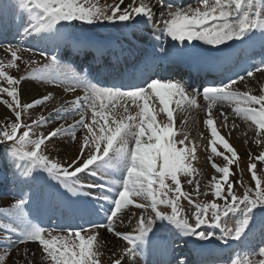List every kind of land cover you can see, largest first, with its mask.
I'll use <instances>...</instances> for the list:
<instances>
[{"label": "snow or ice", "instance_id": "snow-or-ice-1", "mask_svg": "<svg viewBox=\"0 0 264 264\" xmlns=\"http://www.w3.org/2000/svg\"><path fill=\"white\" fill-rule=\"evenodd\" d=\"M74 22L116 27L122 39L114 45ZM8 23L21 40L0 43L10 57L0 60V146L20 191L0 204V264H196L176 253V238L218 241L216 250L233 253L225 264H264V150L249 148L241 167L231 130L221 132L229 128L227 105L254 126L244 143L264 149V83L258 95L238 87L264 77V57L251 59L264 50V0H13L0 5V25ZM240 50L251 66L232 64ZM21 64L26 74H11ZM167 65L204 79L194 87L162 76ZM32 81L62 89L55 106L52 90L23 99ZM193 110L205 114L207 179L194 165L200 145L183 127ZM65 142L74 155L62 162L52 153ZM209 193L211 201L193 198ZM57 210L81 222L43 226L41 213Z\"/></svg>", "mask_w": 264, "mask_h": 264}, {"label": "bare ground", "instance_id": "bare-ground-1", "mask_svg": "<svg viewBox=\"0 0 264 264\" xmlns=\"http://www.w3.org/2000/svg\"><path fill=\"white\" fill-rule=\"evenodd\" d=\"M107 2L108 3H112L113 0H107ZM109 28H111V30L107 31V33H112V32L120 33V30L118 28H116V27L110 26ZM148 28L152 31V29L150 27H147V30H148ZM143 35L147 39L149 34H148V32H146V33L144 32ZM30 41L32 43H36V41H34V40H30ZM145 45L146 44H143V47ZM0 51H2V50H0ZM22 55L26 59L27 58H34V59L36 58V55H33V53H29V52H25ZM239 56L240 57H244V59H247V57L244 54H239ZM261 56L263 57L264 54H261ZM7 58L9 59V57H7ZM22 65L23 64L20 65V71L19 72H16V70H13L12 73L14 75L18 76V74H20L23 71L22 70ZM260 83H264V77H261L257 73L255 81L248 83L247 86H245L243 83H241L240 85H238V87L240 88L241 91H246L248 88H252L253 94H257L258 95L259 94L258 85ZM30 84L32 85V87H26V89L24 91L23 99L25 101L30 100L32 98V96L36 95V98H38V94H46V90H52L53 91V95L55 96V100L50 102L49 108H51V107L56 105L57 101L60 100L61 95L63 94L62 93V89L53 87L51 85L40 86L35 81L30 82ZM224 110L230 113V116H229V128L228 129H224V128L221 127V132H222V134H226V133H228L231 130L230 142L241 153V156L242 157L246 156L245 154H246V152H247V150L249 148H251V151L253 153H257V154H258L259 151L264 150V149L258 147L257 145H255V143H250V144H245L244 143V141L246 139H249V138L253 137L254 131H255L254 126H250V122H247V121H244V120H241L239 118H236V117L232 116L231 115V107L225 105L224 106ZM3 111H5V109L3 108V105H0V112H3ZM38 112H39V109L36 110L37 114H38ZM187 115L189 116V118L187 120V123L183 127H184L185 130H187L190 133V135H191V137L193 139L197 140L198 144L200 145V148L198 149V152H197V156H198V161L197 162H198V164H200L203 160H207V155H208V153L205 152L204 147H203L204 145L207 144V141L199 139V134L201 132H203L205 136L208 135V130L203 124V120L205 118V114L203 112H198L196 110H193L190 114H187ZM181 116H182V114L178 112L177 113V117H176L177 125H179V121L181 119ZM32 118H35V115H33ZM76 118H78V117H76ZM158 119H159V117H158ZM71 121H72V119L68 120L69 123ZM233 121L238 125V127L235 130L231 129V125H232ZM218 126H219V124H218ZM66 148H68L71 151V153H74V150L72 149L71 145L68 144L67 142H65V144L63 146H61L59 149H57V152L58 151H63ZM221 150H222V148H221ZM214 159L216 160L217 163H219L221 158L214 157ZM0 161H1V157H0ZM242 161L243 160H241V163H242ZM245 164L246 163L241 164V167H243ZM1 169H2V167H1ZM208 170L210 171V173L208 171L209 175L213 174V170L211 168H209ZM3 171H4V175L0 178L1 183L7 184V185L11 184L10 186H16V189L20 188L18 182L15 180L13 169L11 168L10 165H8V163H7L6 168H3ZM7 174L9 175V177H8ZM209 175H204V176L207 179V178H209ZM2 186H4V185H2ZM186 190H190V189H186ZM10 194L13 195L14 192L13 191H9V195ZM3 196H4V194H3ZM54 214L59 216V217H61V215H62L58 210ZM41 215L43 216L44 214L41 213ZM121 227H127V225H123ZM181 239H183V242H184V238H181ZM107 240H108L109 248H111L114 241H113V238L111 237L110 234L108 235ZM188 241H189V238H188ZM177 251L178 250H176V253H177ZM107 255H108V253L106 252L105 258H107ZM256 258L257 257H253V259H256Z\"/></svg>", "mask_w": 264, "mask_h": 264}, {"label": "rangeland", "instance_id": "rangeland-1", "mask_svg": "<svg viewBox=\"0 0 264 264\" xmlns=\"http://www.w3.org/2000/svg\"><path fill=\"white\" fill-rule=\"evenodd\" d=\"M0 1H2V3H3L2 5H9V4H11L13 2V0H0ZM100 2L104 3L105 0H100ZM76 26H80L79 23H77ZM83 27H84V29H90L86 25H83ZM7 57H9L7 53L3 52V50L0 51V60H7L8 59ZM35 59L40 60L41 62H46L39 55H37ZM13 70H10L11 74H13L12 73ZM22 70L23 71L20 74H18V76L19 75H25L26 72L29 69H27L24 65H22ZM3 108H4V106H3ZM71 119H73V118H69V120H71ZM66 149H67V154H66ZM66 149L63 150V151H58V152L56 150L55 152L52 153L53 157L57 158V159H60L62 162H66L69 159L70 155H74V153H71V151L68 148H66ZM5 156H6L5 149H4L3 146H0V157H1V161H0V178L4 175L3 168H6V166H7V161L4 159ZM242 160L243 161H242L241 164L247 163V157L246 156H243ZM194 165L196 167H198V169H200V171L204 175H209L208 174V171H209L208 169L211 168V167H210V164L207 162V160H203L200 164H198V162L196 161V162H194ZM1 167H2V169H1ZM209 173H210V171H209ZM211 175H209V178L211 177ZM258 175L264 176V164H260L259 162H258ZM8 177H9V175H8ZM244 182H245L246 185H250L252 183L251 180H250L249 175L246 172L244 174ZM2 184L3 183H1V181H0V204H3L6 201H14L18 196L15 197V196L9 195V190H8V192H5V188H4V187H11L10 186L11 184H9L7 186H2ZM237 190H238V194L243 191V189H239V188ZM3 194H4V196H3ZM193 198L196 199L198 202L211 201L213 199L211 193H209L207 196H200V197H196L195 194H193ZM181 204L184 207L185 213H188L190 211L191 206L188 205L187 202L183 201V200L181 201ZM161 208L163 209V206H161ZM169 211H170V209H169ZM229 226H231V224Z\"/></svg>", "mask_w": 264, "mask_h": 264}]
</instances>
